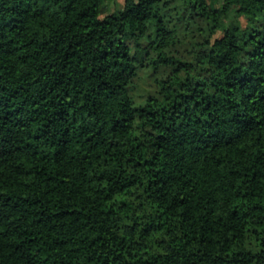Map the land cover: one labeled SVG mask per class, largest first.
Instances as JSON below:
<instances>
[{"label":"trees","instance_id":"16d2710c","mask_svg":"<svg viewBox=\"0 0 264 264\" xmlns=\"http://www.w3.org/2000/svg\"><path fill=\"white\" fill-rule=\"evenodd\" d=\"M107 1L0 0V264H264V0Z\"/></svg>","mask_w":264,"mask_h":264},{"label":"rangeland","instance_id":"374dc122","mask_svg":"<svg viewBox=\"0 0 264 264\" xmlns=\"http://www.w3.org/2000/svg\"><path fill=\"white\" fill-rule=\"evenodd\" d=\"M178 0H163L158 8L167 16L171 8H174ZM212 8L220 7L221 0H209ZM125 0H109L104 6V16L113 14L124 9ZM245 24V21H243ZM160 73L153 71L151 68H144L139 70L132 89V96L136 104L145 103L149 97H159V79Z\"/></svg>","mask_w":264,"mask_h":264}]
</instances>
